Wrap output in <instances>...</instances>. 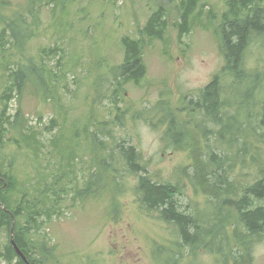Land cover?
I'll use <instances>...</instances> for the list:
<instances>
[{
    "label": "rangeland",
    "instance_id": "rangeland-1",
    "mask_svg": "<svg viewBox=\"0 0 264 264\" xmlns=\"http://www.w3.org/2000/svg\"><path fill=\"white\" fill-rule=\"evenodd\" d=\"M48 1L0 0V32L9 25H19L22 20L31 24L33 15L40 22L35 37L24 50H13L6 58L0 52V95L9 85L13 70L19 68L35 74L26 84L20 105L29 125L39 129L37 139L46 145L39 150L36 164L27 158L30 151L20 150L14 174L20 181L33 182L37 175L41 177L44 166H50L44 176L49 184H56L54 177L61 176L58 163L62 160L56 154L58 139L55 138H69L79 130L81 145L75 157L78 160L63 169L72 171L61 170L64 176L72 178L65 188L81 191L92 176L101 185L107 183L109 192L99 200L73 202L72 191L64 198L62 214L54 215L33 238L41 242L47 236L51 246H57V260H47L44 264H155L152 252L170 245L178 237L167 224L140 209L133 191L137 178L128 170L115 144L125 140L133 145L155 180L179 181L184 192L179 197L182 205L189 208L202 204L204 196L187 179H182L184 171L194 174L189 152H175L165 146L161 120L170 110L190 124L194 139L204 142L198 135L196 119L184 111V100L196 99L198 91L221 72L224 59L218 38L212 28L205 31L196 27L180 39L178 0H62L60 5L46 4ZM227 1L203 0L206 4L203 22L210 25L206 12L221 16ZM161 6L169 22L166 40H146L145 78L139 85H123V97L116 105L126 114L114 125L116 140H108L107 152H101L100 148L89 150L83 141L87 122L92 118H107L110 111L109 121H112L118 114L112 104L102 99L105 96L100 85L110 80V70L123 63L122 40L140 39V28ZM52 48H58L57 55L45 58L42 52ZM246 56L248 70L264 73V39L253 44ZM45 66L54 72L55 80H50L47 72L40 76ZM42 83L44 89L37 91L36 85ZM48 93L50 98L45 102L43 98H48ZM1 108L0 103V111ZM17 108L18 99L14 97L9 103V114H14ZM53 121L56 127L48 132ZM6 144L10 152L15 151L17 146L9 141ZM258 146L264 154V145L258 143ZM194 264L218 263L202 254ZM254 264H264V241L256 248Z\"/></svg>",
    "mask_w": 264,
    "mask_h": 264
},
{
    "label": "trees",
    "instance_id": "trees-1",
    "mask_svg": "<svg viewBox=\"0 0 264 264\" xmlns=\"http://www.w3.org/2000/svg\"><path fill=\"white\" fill-rule=\"evenodd\" d=\"M61 1L49 0L46 4L60 5ZM263 3L264 0H228L221 16L206 12L210 21L207 25L202 20L206 10L203 0H178V37H185L196 27L205 31L212 28L224 59L221 72L198 91L197 98L184 100V111L196 119L198 135L204 140L202 144L201 140L194 139L190 124L178 119L170 110L161 120L165 146L175 152H189L194 174L184 171L182 179H187L194 190L204 196L202 204L189 208L182 205L179 197L184 192L179 181L155 180L133 145L125 140L115 144L128 170L137 178L133 191L140 209L167 224L178 237L179 241L176 238L170 245L152 252L155 264H194L202 254L218 264H254L256 248L264 241V154L258 146V143L264 145V73L248 70L246 56L253 44L264 39ZM33 17L31 24L22 20L19 25H9L0 32L3 58L11 56L13 50L21 52L35 37L40 22L35 15ZM168 28L167 13L161 6L140 28V39L123 38V63L110 70V80L100 85L105 96L102 99L112 104L118 114L112 121H109L110 111L107 118H92L87 122L83 141L89 150L100 148L101 152H107L108 140L115 139L114 125L126 114L116 105L123 97V85H139L145 78L146 40L165 42ZM57 50L52 48L42 53L47 58L56 56ZM45 72L50 80L56 79L46 66L40 76ZM34 76L29 70H13L9 85L0 95V202L3 204L0 206V264H26L11 243L12 228L14 241L28 263L56 261L57 246H51L47 236L38 242L33 235L39 233L41 226L49 224L54 215L62 214L64 198L73 191L65 188L72 178L63 173L72 169H63L78 160L75 157L81 142L79 130L69 138H55L58 139L56 154L62 160L58 163L61 176L54 177L56 184H49L48 177L44 176L50 166H44L41 177L37 175L33 182L20 181L14 174L20 150L30 151L32 157L27 158L36 164L39 150L46 147L37 139L39 129L29 125L20 105L26 84ZM36 88L37 91L44 89V84H37ZM14 97L18 99V108L14 114H9V103ZM49 98L43 99L46 102ZM164 109L166 107L161 112ZM51 127L48 132L56 127L55 121ZM5 140L17 146L14 152L8 150ZM93 178L91 176L81 191L74 189L73 202L99 200L108 194L107 183L101 185L100 180ZM120 188L118 185L116 190Z\"/></svg>",
    "mask_w": 264,
    "mask_h": 264
},
{
    "label": "water",
    "instance_id": "water-1",
    "mask_svg": "<svg viewBox=\"0 0 264 264\" xmlns=\"http://www.w3.org/2000/svg\"><path fill=\"white\" fill-rule=\"evenodd\" d=\"M0 206L3 207V204L0 202ZM12 232V238H11V243L14 247V249L16 250L17 254L23 259V261L26 263V264H30L28 263L25 255L21 252V250L18 248V246L16 245L15 241H14V237H13V234H14V229L12 228L11 230Z\"/></svg>",
    "mask_w": 264,
    "mask_h": 264
}]
</instances>
